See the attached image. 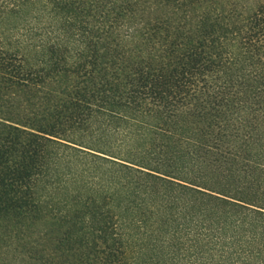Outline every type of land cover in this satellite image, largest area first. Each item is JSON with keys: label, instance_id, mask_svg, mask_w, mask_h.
<instances>
[{"label": "trees", "instance_id": "1", "mask_svg": "<svg viewBox=\"0 0 264 264\" xmlns=\"http://www.w3.org/2000/svg\"><path fill=\"white\" fill-rule=\"evenodd\" d=\"M0 264H264V0H0Z\"/></svg>", "mask_w": 264, "mask_h": 264}, {"label": "rangeland", "instance_id": "2", "mask_svg": "<svg viewBox=\"0 0 264 264\" xmlns=\"http://www.w3.org/2000/svg\"><path fill=\"white\" fill-rule=\"evenodd\" d=\"M7 15L9 16L10 14H7ZM7 15H5L6 18H3L2 20L4 21V24L8 23V25H9L10 22H11L12 20H14V17H13L12 15H10V17H8ZM9 32H10V31H9Z\"/></svg>", "mask_w": 264, "mask_h": 264}]
</instances>
